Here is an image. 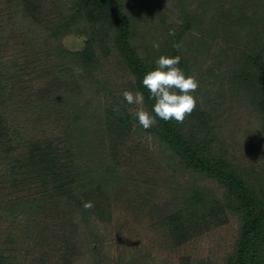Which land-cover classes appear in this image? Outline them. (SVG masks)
Listing matches in <instances>:
<instances>
[{
	"label": "rangeland",
	"instance_id": "obj_1",
	"mask_svg": "<svg viewBox=\"0 0 264 264\" xmlns=\"http://www.w3.org/2000/svg\"><path fill=\"white\" fill-rule=\"evenodd\" d=\"M37 1L40 19L56 21L59 1ZM145 1L164 13L168 23L179 21L176 0ZM202 1L194 3L198 13ZM255 2L247 4V15L253 14ZM135 5L142 20L139 0ZM20 8L19 0H0V115L8 133L0 144V264L224 263L239 235L237 215L226 212L184 243L171 236L165 220L183 207L193 184L215 191L218 183L181 169L178 159L139 123L126 132L105 123V109L112 104L132 115L137 108L121 95L135 89L118 55L109 57L101 74L77 70L71 76L60 58L47 53L42 44L47 34L21 27ZM142 22L148 28L154 24ZM208 25L198 34L207 43L194 53L196 94L214 115L223 149L264 182V115L252 94L231 80L234 61L247 48L244 40L251 47L252 38L228 40L221 29L210 32ZM157 30L153 33L159 35ZM63 43L81 49L85 38L70 34ZM143 107L147 110L145 103ZM77 110H83L79 121H87L90 133L73 142L74 158L96 172L108 174L109 167L114 172L105 193L93 195L100 209L86 216L71 201L53 199L41 181L25 178L27 172H13L14 161L32 143L69 147L68 133L77 123L71 113ZM26 200L34 205L20 211L18 203Z\"/></svg>",
	"mask_w": 264,
	"mask_h": 264
},
{
	"label": "trees",
	"instance_id": "obj_2",
	"mask_svg": "<svg viewBox=\"0 0 264 264\" xmlns=\"http://www.w3.org/2000/svg\"><path fill=\"white\" fill-rule=\"evenodd\" d=\"M58 1L57 20L51 24L40 19L37 0H19L21 8L17 18L21 27L32 34L37 31L47 34L48 39L42 41L47 53L53 52L60 58L63 69L74 77L77 70L84 75L101 74L109 57L118 55L134 78L135 91L143 92L146 108L153 116L154 101L149 98L142 79L145 72L156 67L155 61L159 56H180L178 66L186 75L193 76L194 53L207 43L204 37L198 36L203 25L209 23L210 32L221 29L228 40L234 37L244 40L250 36L252 46L244 40L247 48L234 61L231 80L252 94L253 102L264 115V0H255L251 16L246 10L249 1L253 0H204L202 13L194 8L196 0H176L180 18L174 23H168L164 13L158 9L155 11L152 3L139 0L142 20L154 23L150 25L151 29L148 28L149 23L143 24L138 18L140 12L135 10L137 0ZM156 29L159 35L156 31L153 33ZM170 30H174L175 35H169ZM70 34L84 37V47L76 50L67 48L63 38ZM153 42L159 43L158 50L153 48ZM177 44L179 48L175 47ZM64 78L66 76L63 75ZM193 95L197 101L196 108L183 123L175 120L165 122L156 117L155 126L142 127L165 145L178 159L181 169L216 181L220 188L214 191L212 187L193 184L183 207L165 218L168 231L177 242L184 243L230 211L239 217L240 229L233 251L222 264H264L263 176L244 169L223 149L213 113L201 105L196 92ZM104 114L105 123L116 124L123 132L139 123L126 108L116 109L114 104L107 107ZM72 115L77 123L68 133L69 147L63 149L51 142L32 143L26 154L14 161L13 172H27L25 178L41 181L53 199L71 201L86 216L100 209L92 199L93 195L95 192L105 193V186H109L114 172L110 171L111 167L108 174L96 172L94 168L81 166L76 161L73 142L89 135L90 129L87 121H79L85 115L83 110L72 112ZM4 121L0 115V144L8 136L2 125ZM87 201H91L94 207L85 209L83 203ZM29 202L18 203L24 209L20 211L29 210L34 205ZM186 264L204 263L188 259Z\"/></svg>",
	"mask_w": 264,
	"mask_h": 264
},
{
	"label": "clouds",
	"instance_id": "obj_3",
	"mask_svg": "<svg viewBox=\"0 0 264 264\" xmlns=\"http://www.w3.org/2000/svg\"><path fill=\"white\" fill-rule=\"evenodd\" d=\"M169 35H175L174 30H170ZM152 46L159 49L157 42H153ZM175 47L179 48L180 45ZM180 61V56L161 55L155 61L156 67L143 75L142 84L148 90L149 98L154 101L152 111L155 116L143 107V92L125 90L121 93L128 104L137 106L135 116L144 129L155 126L156 117L165 122L175 120L183 123L186 116L195 110L197 101L193 93L199 87V82L194 76L186 75L178 66ZM83 207L91 209L94 205L87 201Z\"/></svg>",
	"mask_w": 264,
	"mask_h": 264
}]
</instances>
